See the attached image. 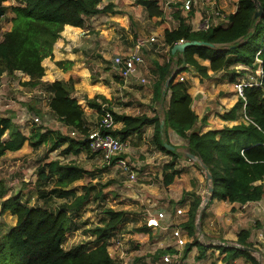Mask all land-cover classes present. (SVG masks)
Returning a JSON list of instances; mask_svg holds the SVG:
<instances>
[{"label":"trees","instance_id":"obj_1","mask_svg":"<svg viewBox=\"0 0 264 264\" xmlns=\"http://www.w3.org/2000/svg\"><path fill=\"white\" fill-rule=\"evenodd\" d=\"M5 1L7 0H0V24L9 10L13 16L10 30L2 33L0 29V76H12L18 71L29 75L30 80L26 83L31 86L41 85L42 90L50 94V110L71 132L77 133V138L62 134L59 130H44L42 127H34L31 134L27 135L16 128L12 117L0 116V161L7 151L19 150L26 142L33 147L48 143L50 151L66 145L64 153H79L81 150L91 152L85 136L94 128L88 125L85 110L74 95V81L43 82V60L53 55L54 44L66 25L83 28L89 17L114 12L113 4L99 8L103 0H19L18 5L5 6ZM163 2L164 0H137L151 18L165 15ZM259 2L264 7V0ZM172 7L175 8L173 16L178 20V25L173 29H166L162 40L163 47L168 48L169 61L163 64L155 62L158 77L154 97L156 100H164L170 93L164 117L118 114L108 105L116 124L121 125H116L109 132L127 142L131 135L140 134L145 126L153 125L152 141L155 147L171 156V160L163 167L164 184L168 186L183 171V168L177 167L178 160L183 155L177 148L170 150L164 145L171 144L168 131L172 129L184 139L185 149L197 156L198 161L192 160L187 154L184 156L204 169L200 164L202 161L212 174L213 191L207 206L214 199L242 204L261 200L264 197V13L255 19L258 6L254 0H239L237 10L228 15L226 24L213 23L207 30H203L195 29L191 24L194 7L186 16L182 15L178 4H172ZM194 40L207 44L189 46L184 52L172 53L175 44ZM174 61L193 76H199L202 81L210 73L220 72L231 66L250 68L257 75L256 82L244 87L243 96H240L238 102L222 113L225 120H244L232 126L203 132L198 127L199 116L192 109L193 97L189 92L188 82H175L173 78L166 86L173 74ZM204 61L209 64H204ZM62 65L59 62V66ZM235 75L233 74V78ZM122 79L117 74L116 81L120 82ZM97 97H102L103 103L107 101L104 96ZM97 97L87 100L91 108L102 113L103 103L97 102ZM162 120L165 121L163 133ZM6 133L9 134L8 140L3 139ZM118 158L113 159L114 163ZM39 173V189L50 179L54 184L48 190L44 188L40 191L34 205L24 202L20 193L2 201L1 211H11L17 217V223L0 239V263L8 264L11 260L12 264H116L109 247L128 212L112 207L104 208L106 218L91 229L98 244L90 248L82 243L65 249L64 242L71 229L72 212H80L91 198L90 190L77 195L70 186L84 178L88 171L74 163L63 164L60 160H51L40 166ZM5 193L6 190H2L0 197ZM71 196V202L66 200L58 207L50 206L51 199H69ZM203 198L193 194L187 212L188 219L182 224L192 235L196 231V218ZM185 202L186 199H182L178 203ZM205 210L202 211L203 216ZM137 231L150 233L151 228L144 224ZM249 236L248 230H241L237 240L239 247L221 244L215 247L225 253L226 261L244 257L250 264H260L252 251L246 249L253 248L248 240ZM193 245H197L198 251L204 254L206 246L198 240L188 244L186 253L191 251ZM161 253L164 251H159Z\"/></svg>","mask_w":264,"mask_h":264},{"label":"rangeland","instance_id":"obj_2","mask_svg":"<svg viewBox=\"0 0 264 264\" xmlns=\"http://www.w3.org/2000/svg\"><path fill=\"white\" fill-rule=\"evenodd\" d=\"M193 2L194 8L199 11L197 13L202 17L196 23V28H198L204 25L205 20L214 23L221 21L227 23L228 15L236 7L238 0H194ZM109 3L113 4L112 11H117V13L108 11L87 19L86 28L89 30L88 46L90 49L86 53V64L91 71V77L88 82L75 81L78 89L76 91L74 87L76 91L74 95L82 103L84 102L81 99H85V97L93 99L97 95L104 96L109 107L118 114L159 115L163 118L165 108L169 105L170 93L164 100H156L154 97V84L158 77L155 62L163 64L169 61L168 48H164L160 44L165 30L173 29L178 25V20L173 16L175 8L170 7L165 10V15L161 18H151L145 8L137 3V0H105L101 6L104 7ZM18 4H20L19 0L4 2L5 6ZM175 4L177 3H174L173 6ZM187 14V12H182L184 16ZM12 16L13 14L9 10L2 18L0 24L2 33L11 29ZM152 36L157 37L158 42L155 45L148 44L143 49V60L139 64L138 74L127 78L123 84L117 83L119 72L114 66V59L117 56L126 57L129 52L135 49L139 39L146 41ZM172 67L176 74L173 76L175 82L181 81V77L185 78L184 81H187L188 78L192 80V77H198V81L193 85L196 89L195 98L203 103L208 122L204 128L201 126L203 132L223 126H232L235 123L238 124L240 120H244L242 118L239 121L225 120L222 113L231 109L238 102L241 94L236 84L239 81L256 82L257 75L250 68L231 66L220 71L218 76L210 73L212 76L204 78L202 81L199 76H193L189 71L183 70L182 66L176 64V61L172 62ZM233 74H236L235 78H233ZM0 77V116L12 117L16 128L27 135L31 134L34 127H42L44 130H59L62 134L77 138V135H71V129L65 128V125L50 110L47 97L35 90H32V93H26V90L29 89L22 87V80L17 81L8 76ZM83 105L88 110L86 104ZM33 117H39L40 121L35 122ZM86 117L94 128L101 121L100 112L98 114L89 113ZM209 118H211L210 121ZM203 119L201 124L206 122ZM170 130L172 131V129ZM171 131L168 132L171 133ZM173 134L175 135V133ZM152 136L153 127L146 126L144 133L138 138L136 137L137 139L128 138L129 141L126 142L124 151L111 155L109 162L105 161V158L98 157L100 154L92 150L88 153L90 156L75 152L73 154L64 153L63 147L50 151L48 143L36 147L35 150L30 143L27 147L26 143L16 153L6 152L0 162V193L2 190H6L4 196L0 197V239L8 234L17 221V217L10 211H1L2 201L20 193L24 202L34 205L40 196V191L44 188L48 190L54 184L50 179L41 189L37 186L40 166L52 159L60 160L63 164L74 163L77 166L88 168L87 175L70 186L77 195L90 190L91 198L80 212H72L71 229L64 242L65 249L82 243L89 245L90 248L95 247L98 243H96V237L91 229L98 225L101 219L106 218L103 209L112 207L128 212L118 233L116 232L112 237L109 247L116 264H156V262L161 264L162 256L173 252L177 253L181 259H187L191 264H230V261H226L225 257H222L221 250L209 251V248L217 249L215 243L220 242L219 235L221 236L223 231L219 229V222L209 218L207 205L204 208L201 205L198 211L196 225L199 224V228L196 226L193 235L182 225L188 219V213H185L187 206L177 201L183 196L184 198L191 196V192L197 193V191H200V194H197L199 196L202 192L204 193L203 201L210 197L204 169L196 164L190 165L174 183L165 185L163 167L171 160V156L155 147ZM168 138L171 144L178 143L176 139H171L170 136ZM175 138L179 137L175 135ZM3 139L8 140L9 134L6 133ZM178 147L183 155L181 160L184 159L186 163H189L190 160L184 156L187 150L181 148V145ZM117 157L125 160V165L117 162L118 159L114 163L113 159ZM93 158L94 164L90 167L89 160ZM126 166L128 169L125 168ZM177 167L186 168L181 165L179 160ZM132 174L135 175L134 178L131 177ZM221 192L222 189H220ZM66 200L71 202L73 196L69 199H51L50 206L58 207L61 203L67 202ZM179 208L184 209L182 214H177ZM242 208L234 207V212L241 211ZM204 209L206 210L203 216ZM243 211L244 214H240L242 219L235 217L237 213L232 214L233 222L239 220L245 222V219L248 220L251 217L246 214V209ZM159 212L166 214L164 220L166 229L152 230L151 237L148 235L149 233L143 234L137 231V228L145 224L144 218L150 214L157 215ZM252 218L254 219V217ZM244 222L240 226L231 228L232 232L238 231L239 233L242 226L246 227ZM258 223L257 229L260 230L258 232L256 229L255 235L264 234V216L262 220L257 221ZM177 229L186 240L185 245L181 247L175 243L174 231ZM194 240H198L206 246L204 254L198 251L197 245H193L191 251L186 253L188 244ZM226 240L237 242L234 241L236 240L234 238ZM252 244V249L255 250L252 253L260 264H264V247L260 246V248L254 243ZM159 251H164V253L159 254ZM8 264H12L11 260Z\"/></svg>","mask_w":264,"mask_h":264},{"label":"crops","instance_id":"obj_3","mask_svg":"<svg viewBox=\"0 0 264 264\" xmlns=\"http://www.w3.org/2000/svg\"><path fill=\"white\" fill-rule=\"evenodd\" d=\"M104 1L105 0H103L100 3L99 8H103V6H101V5L103 4ZM237 8H238V2H237L236 7L234 8V10H232L230 12V14L234 13L237 10ZM194 10H195V13H194V16L191 18V24H192L193 28H196V26H197L196 23L198 22V20L200 19L201 16H199V13H197L199 11H197L195 8H194ZM113 13H117V11H115ZM227 20H228V18H227ZM86 22H87V20H86ZM219 23L220 24H224V23H222V21L219 22ZM88 31L89 30L86 28V24H85V26L83 28L82 27H75V26H72V25H66L65 26L64 30L61 32V36L57 39L56 43L54 44L53 55L49 56V57H47V58H45L43 60V66L45 68V75L42 78L43 82H54L56 80H65V81L73 80L74 81V87H75L76 91L78 89V86L75 85V81L78 80V81H81V82H88L89 78L91 77V71L89 69V66L86 64V56H87L86 53L90 49V46H88V44H89V37H88L89 32ZM163 37H164V34L162 35V40H163ZM59 62H62L63 65L59 66ZM203 63L207 64V65L209 64L208 61H204ZM218 73L219 72L212 73V75L218 76L217 75ZM212 75H210V76H212ZM3 76L11 77L12 79L17 80V81H21L22 80L23 81V84H21L22 87L23 88L25 87V88L29 89V90H26V93L27 92L28 93H30V92L32 93V90H35V91H38L41 95H44L45 97H47V99L49 100V95L50 94L45 92V91H43L42 88H41V85L31 86V85H28L26 83V82H28L30 80V76L29 75L18 71V72H15V74L12 75V76L11 75H6V74H4ZM197 78L198 77H192V80L188 78L187 82L189 84V92H190V94L193 97L192 109L199 116L198 126L199 127L202 126L204 128L208 124V122L206 121V116H205L206 110L204 109L203 103L201 101H199V99L195 98V94H196L195 90L196 89H195V86H193L198 81ZM107 83L110 84L111 82H107ZM117 83L123 84V83H125V80L122 79V81L117 82ZM78 84H80V83H78ZM154 86H155V84H154ZM76 91H75V93H76ZM97 96H99V95H97ZM40 97H42V96H40ZM76 98L78 99L77 96H76ZM87 99L88 98L85 97V99H81V100H83V102L86 104V107H88V110H90V112H88V110L85 108V106L83 105L84 103L80 102V99H78V102L80 103L82 108L85 110L86 116L89 113H97L98 114V112H97V110L95 108H91L90 107ZM89 99H91V98H89ZM102 100H103L102 97H97V102L102 101ZM99 103H103V102H99ZM104 103H107V102H104ZM202 119L204 121H206L203 124H201V120ZM86 120H87V117H86ZM210 120H211V118H209V121ZM87 122H88V125L90 126V128H94L89 123L88 120H87ZM240 122H241V120L239 121V123ZM117 125H118V127L121 126L120 124H117ZM145 127L142 129L140 134L139 133H135L134 135H131L129 138H133L134 137V139H137L138 136H140V135H142L144 133ZM147 127H153V125H148ZM65 128H66V126H65ZM169 131H171V130H169ZM172 131L179 138H175V135L172 133ZM172 131H171V133H168V136H170L171 139L174 138V139H176L178 141V143H175V142H173L171 140V142H173L172 143L173 146H175V148H177V151L180 152L178 146L181 145V148L185 149V147H184L185 146V141L174 130H172ZM127 141H129V140H127ZM26 143H27V147H28L29 142H26ZM25 144L23 145V147L25 146ZM62 147L64 149L66 147V145H63ZM32 148L35 150L36 147L32 146ZM21 149L16 150V151H10V152L11 153H16V152L20 151ZM81 153L87 154L88 156H90V154H88L89 152L85 151V150H81L77 154H81ZM71 154H73V152H71ZM99 154L100 155L97 154L98 157L103 158V154L102 153H99ZM119 159L123 160L122 158L119 157L118 158V162H119ZM51 160H48L47 162H49ZM92 160L94 161V158L89 160L90 167L94 164V162ZM123 161H125V160H123ZM179 161H180V163H181V165L183 167H186L185 169L183 168L182 173L184 171H186V169H188V167H190V165L191 166L195 165V163L193 161H191V160H190L189 163L188 162L186 163V160H184V159L183 160L180 159ZM186 164H187V166H184ZM79 167H81V166H79ZM82 168H84V169H86L88 171L87 167L85 168V167L82 166ZM125 168L128 169L127 166ZM182 173H181V175H182ZM86 175H87V173H86ZM177 178L178 177H176V179ZM176 179H175V181H176ZM193 194H200V191H197V193L196 192H191L190 193L191 196H188V197L185 196V198L183 196L180 199V200L186 199L185 206H187V211L185 210V213L188 212L189 205H190V203H188V202L192 201ZM203 194L204 193L202 192L201 193L202 197H203ZM180 200H178L177 202H179ZM207 207H209V212H208L209 213V218L215 220L216 222H219L220 223L219 229H222V231H223V234L221 236L219 235V241L220 242L215 243L216 245H219V244L223 245L224 243L238 244L237 242H234V243L233 242H229L226 239L234 238V239H236L234 241L238 240V235H239L238 231L236 233H233L232 232L233 230L231 228H234V226L235 227L236 226H240L244 221L241 222L239 220L238 222H236V221L233 222V215L237 213V216H235V217L239 218V219H242L240 214H244L243 210L246 209V214H248V216L250 215L251 217L248 218V220L245 219L244 223H246L245 224L246 227L242 226L241 230H248L249 235H250L248 240L250 242L254 243L255 246H258V247L263 246L264 247V234H259V235L256 234L255 235V233H254L256 231V229H257V226L259 225V223L257 224V221L258 220H262V218L264 216V197L261 200L251 201V202H247L245 204L238 203V202L230 203V202H227V201L214 199L213 202L211 204H209ZM234 207H243L244 209L242 208V210L238 211L239 212L238 213L236 211L234 212ZM11 214H12V212H11ZM252 217H254V219L256 218V220H254ZM146 218H144L145 219V224H146ZM246 221H248V222H246ZM253 221H254V223H253ZM164 222H166V221H164ZM16 223H17V221H16ZM16 223H15V225H16ZM248 224H250V225H248ZM15 225H13L11 228H13ZM224 226L226 227V229H224L225 228ZM154 229L155 228H151V232ZM259 230L260 229H257L258 232H259ZM151 232L149 234L147 233L150 237H151ZM263 233H264V230H263ZM143 234H146V233H143ZM250 249H252V248H250ZM214 250L220 251V249H218V248L217 249H214V248L210 249L209 248V251H214ZM110 254L114 258V255L111 252H110ZM222 257L223 258L225 257V253H223ZM156 264H158V262H156ZM230 264H250V261H248L244 257H239V258H236L234 260H230Z\"/></svg>","mask_w":264,"mask_h":264},{"label":"built area","instance_id":"obj_4","mask_svg":"<svg viewBox=\"0 0 264 264\" xmlns=\"http://www.w3.org/2000/svg\"><path fill=\"white\" fill-rule=\"evenodd\" d=\"M194 0H164L163 2V10H167L168 8L172 7V4L177 3L179 4V8L182 10V12H187L194 7ZM206 22L202 27H198L195 29H203L207 30L214 22H211L210 20H205ZM215 25H218L220 23H214ZM225 24V23H224ZM157 37L152 36L149 40L145 39H139L136 43L135 49L128 53L126 57L117 56L114 59V66L119 72V75L122 76L124 80H126L129 77L136 76L139 72V64L142 63V53L143 49L147 47L148 44L155 45L157 43ZM160 45H164L162 42ZM237 67L245 68L242 65H239ZM177 72V71H175ZM174 73V72H173ZM173 75H176L175 73ZM1 79V77H0ZM181 81H184L185 78L181 77ZM1 81V80H0ZM237 89L241 96H243L244 87L252 85V82H246V81H239L237 84ZM102 113H101V121L99 124L92 129L87 136H85L86 140L88 141L90 148L93 152L96 153H102L105 161H108L111 159V155L119 154L126 148V142L122 141L119 137H115L111 132H109L111 129L113 130L116 127V122L114 115L112 111H110L107 107V103H103L102 105ZM247 117V116H246ZM245 119L247 120V118ZM35 122H39V117H33ZM71 135L76 136V132H71ZM118 162V161H117ZM119 163L125 165V161L119 160ZM132 178L135 177V175H131ZM183 209L179 208L177 210V214H182ZM166 218L165 212H159L157 215L150 214L146 218V225L150 228H167L164 225V220ZM174 237L176 239V245L181 247L185 245L186 240L182 236L180 230L174 231ZM223 245L227 246H237L239 247V244H227L224 243ZM161 264H191L187 259H181V257L173 252V253H166L162 256Z\"/></svg>","mask_w":264,"mask_h":264},{"label":"water","instance_id":"obj_5","mask_svg":"<svg viewBox=\"0 0 264 264\" xmlns=\"http://www.w3.org/2000/svg\"><path fill=\"white\" fill-rule=\"evenodd\" d=\"M254 2H255V3L257 4V6H258V11L255 13L254 18H255V19H258L259 17H261V16L263 15V13H264V7L260 4L259 0H254ZM205 44H207V43L202 42V41H197V40H194V41H181V42H179V43H177V44H175V45L173 46V48H172V53H173V54H175V53H177V52L181 53V52H184L185 49H186L187 47H189V46H194V45H205ZM208 45L213 46V44H208ZM173 76H174V75H172V76L168 79V81H167V83H166V86L168 85V82H169L171 79H173ZM164 125H165V121L162 120V121H161V132H162V133H163V131H164ZM164 145H165L166 148H168V149H170V150H175V149H176L175 146H173L172 144L165 143ZM187 155H188L192 160H194V161H198V157L195 156L194 154H192V153H190V152H187ZM200 164H201V165L203 166V168H204V171H205V174H206V179H207V181H208V192H209V194H211L212 191H213V186L211 185L212 174L209 172L207 166H206L202 161H200ZM208 201H209V198H208V197L204 199L203 204H201L203 208L207 205ZM196 226L199 228V224H197ZM246 249L251 250V251H254L253 249H250V248H246Z\"/></svg>","mask_w":264,"mask_h":264}]
</instances>
